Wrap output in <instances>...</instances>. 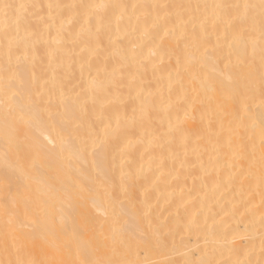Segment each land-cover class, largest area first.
I'll return each instance as SVG.
<instances>
[{
	"label": "bare ground",
	"instance_id": "1",
	"mask_svg": "<svg viewBox=\"0 0 264 264\" xmlns=\"http://www.w3.org/2000/svg\"><path fill=\"white\" fill-rule=\"evenodd\" d=\"M0 264H264L261 0H0Z\"/></svg>",
	"mask_w": 264,
	"mask_h": 264
},
{
	"label": "rangeland",
	"instance_id": "2",
	"mask_svg": "<svg viewBox=\"0 0 264 264\" xmlns=\"http://www.w3.org/2000/svg\"><path fill=\"white\" fill-rule=\"evenodd\" d=\"M167 4H168V3H166L165 5H167ZM44 7H47V6L43 5V6L41 7V10H42V9H43V10L45 9V11H46V10L48 9V7H47V8H44ZM29 8H30V7H29ZM30 9H32V8H30ZM35 9H36V8H35ZM38 9L40 10V8H38ZM32 10H34V7H33ZM37 11H38V10H37ZM38 12L41 13V11H38ZM38 12H37V15L40 14V13H38ZM43 12H44V11H43ZM33 13H34V12H31V11H30V14L33 15ZM35 13H36V12H35ZM35 13H34V14H35ZM35 15H36V14H35ZM35 15L33 16V20H34V17L36 18ZM76 21H77V20H76ZM73 23L76 24L75 21H74ZM71 43H72V42H71ZM73 43H75V41H74ZM73 43H72V44H73ZM70 45H71V44H70ZM45 65L49 66L50 64L48 65V63H47V64H45ZM45 65H44V66H45ZM47 66L43 67V69L47 68ZM49 67H52V66L50 65ZM49 67H48V68H49ZM48 68H47V70H43V71H47V72H48ZM75 69H76V68H75ZM47 72H46V73H47ZM74 88H75V85H72V87L70 86L69 89H74ZM122 102L125 103L124 100H123ZM126 102H128V99L126 100ZM120 103H121V102H120ZM123 103H122V104H123ZM95 119L97 120V118H95ZM98 120H99V119H98ZM192 157H193V156H192ZM190 159H191V158H190Z\"/></svg>",
	"mask_w": 264,
	"mask_h": 264
},
{
	"label": "snow or ice",
	"instance_id": "3",
	"mask_svg": "<svg viewBox=\"0 0 264 264\" xmlns=\"http://www.w3.org/2000/svg\"><path fill=\"white\" fill-rule=\"evenodd\" d=\"M261 2H262V6H264V0H261ZM2 7L5 9V15H7V9H9L13 6L10 4H3Z\"/></svg>",
	"mask_w": 264,
	"mask_h": 264
}]
</instances>
